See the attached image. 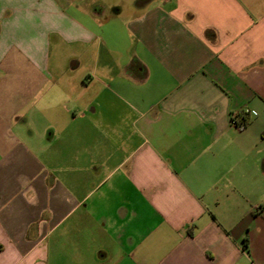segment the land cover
<instances>
[{
	"label": "crops",
	"instance_id": "1",
	"mask_svg": "<svg viewBox=\"0 0 264 264\" xmlns=\"http://www.w3.org/2000/svg\"><path fill=\"white\" fill-rule=\"evenodd\" d=\"M111 6L0 0V264H264V0Z\"/></svg>",
	"mask_w": 264,
	"mask_h": 264
},
{
	"label": "rangeland",
	"instance_id": "2",
	"mask_svg": "<svg viewBox=\"0 0 264 264\" xmlns=\"http://www.w3.org/2000/svg\"><path fill=\"white\" fill-rule=\"evenodd\" d=\"M81 1L86 2V4L90 6L89 9L97 8L99 4L100 5L106 4L110 10H112L113 6H111V5H113V4L123 5L124 7H127V8H125V10H126L125 13L122 14V16H123V15H128V13H129L128 5L131 4V2L133 0H81ZM124 7H123V10H124ZM109 9H108V11H110ZM110 29H108V30H110Z\"/></svg>",
	"mask_w": 264,
	"mask_h": 264
},
{
	"label": "clouds",
	"instance_id": "3",
	"mask_svg": "<svg viewBox=\"0 0 264 264\" xmlns=\"http://www.w3.org/2000/svg\"><path fill=\"white\" fill-rule=\"evenodd\" d=\"M24 20L25 22H32V20L34 19L33 15L31 13H24L22 16L21 15H16L14 16L11 21H10V24L13 26V27H21V20Z\"/></svg>",
	"mask_w": 264,
	"mask_h": 264
},
{
	"label": "trees",
	"instance_id": "4",
	"mask_svg": "<svg viewBox=\"0 0 264 264\" xmlns=\"http://www.w3.org/2000/svg\"><path fill=\"white\" fill-rule=\"evenodd\" d=\"M248 122V115H239L235 119V126L241 128ZM243 246L246 247V239H243Z\"/></svg>",
	"mask_w": 264,
	"mask_h": 264
},
{
	"label": "built area",
	"instance_id": "5",
	"mask_svg": "<svg viewBox=\"0 0 264 264\" xmlns=\"http://www.w3.org/2000/svg\"><path fill=\"white\" fill-rule=\"evenodd\" d=\"M249 114V109L248 108H241L240 110L234 112L231 114V121L232 124L235 126V119L239 115H248Z\"/></svg>",
	"mask_w": 264,
	"mask_h": 264
}]
</instances>
